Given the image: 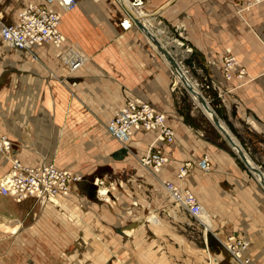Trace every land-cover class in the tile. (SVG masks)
<instances>
[{"label":"crops","instance_id":"crops-1","mask_svg":"<svg viewBox=\"0 0 264 264\" xmlns=\"http://www.w3.org/2000/svg\"><path fill=\"white\" fill-rule=\"evenodd\" d=\"M132 1L143 2L132 6L134 14L172 54L196 88L216 103L215 110L222 113H218L219 118L243 149L251 151L256 160H263L264 2L243 9L241 0ZM40 2L4 0L3 22L16 23L24 7ZM53 10L61 16L60 31L66 39L61 47L36 46L32 49L36 59L26 50L15 55L11 54L15 50L2 47L0 57L4 66L21 62L22 73L31 74L22 82V104L28 102L30 106L22 109L56 112L51 119L58 127H66L62 141L80 143L90 152L70 149L63 155L67 159L65 164H54L82 177L81 182L72 185L71 191L83 188L91 193L97 189L96 179L105 180L97 172L103 170L98 169L93 175L90 169L98 161L103 160L100 164H104L110 160L114 172L121 173L129 166L138 168L137 160L142 162L158 132L133 130L127 146L131 154L126 155L122 154L123 143L110 134L108 127L128 100H142L164 114L175 135L173 144H155L167 156V163L155 172L161 179L181 185L186 178L179 180L177 173L190 163L184 188L196 196L212 224L210 233L206 226L205 230L195 226L193 240L185 239V246L179 247L180 264H264L263 188L241 167L238 158L206 138L203 126L196 119L197 110L187 108L188 97L192 96L178 81L170 64L132 20L129 30L122 27L121 23L130 18L118 0H78L73 10L65 11L57 4ZM228 52L247 71L243 85L236 79L227 81L223 76V60ZM59 53L79 55L84 64L72 71L62 55L57 56ZM5 96L1 95L4 99ZM38 156L42 158V154ZM89 157L93 158L92 162ZM21 162L31 166L53 164ZM6 164L0 160L1 174ZM10 167L11 164L6 173ZM0 198L22 204L23 208L40 201L29 198L17 203L10 197ZM133 225L116 227L118 234L127 238L120 231ZM135 225L137 228L138 224ZM144 228L139 233L149 235L150 228L147 231ZM135 229L130 238L135 236ZM229 236L246 242L241 259L223 245ZM145 243L142 257L148 260L149 242ZM161 263L167 264L166 260Z\"/></svg>","mask_w":264,"mask_h":264},{"label":"rangeland","instance_id":"rangeland-1","mask_svg":"<svg viewBox=\"0 0 264 264\" xmlns=\"http://www.w3.org/2000/svg\"><path fill=\"white\" fill-rule=\"evenodd\" d=\"M2 47L15 50L11 54L22 55L18 53L21 50L9 47L0 34V48ZM4 51L8 53L7 49ZM28 52L34 59L37 58L31 50ZM60 55L62 54H57L58 57ZM2 60L0 57V160H5L7 164L3 174L0 171V179L13 160L63 165L67 162L63 155L70 149L78 148L90 154L80 143L62 141L66 127H58L56 121L51 119L55 118L56 112L22 109L30 106L28 102L22 104V82L31 74L22 73L21 62L4 66ZM2 94L6 95L5 99L1 97ZM188 98L187 108L194 107L197 110L196 119L203 126L206 138L238 158L194 98ZM216 113L218 116L222 114ZM3 138L10 142L8 152L2 149ZM56 138L59 141H53ZM129 141L123 143L126 155L130 152L127 147ZM246 153L251 156V151L246 149ZM39 154H42V158ZM92 160L89 157V161ZM251 160L264 172V159L256 160L251 156ZM101 161L96 162L90 173L94 175L98 169L103 170L97 173L105 179V185L111 190L108 195L111 198L107 200L106 197L99 196L97 189L89 193L86 189L74 188L67 194L74 197L72 212L62 213L58 219L52 218L54 214L47 215L48 203L45 201H33L23 208L22 204L0 198V264H162L161 261L164 260L167 264H180L179 247L185 246V239L193 240L196 225L204 230L206 227L196 224L165 191L164 183L172 181L161 179L153 168L143 165L140 159L137 160L138 168L129 166L121 173L114 172V166L109 164L110 160L104 164H100L104 162ZM238 162L246 170L239 158ZM97 164L100 165L96 168ZM88 166L82 169L89 168ZM186 179L181 185L172 183L184 188ZM107 188L105 189L108 191ZM191 220L193 224L190 223ZM17 222H22L24 226L16 235L11 230ZM124 224H134L124 226L120 231L124 235L125 229L131 228L132 234L124 235L127 238L119 235L116 229ZM135 224H138L137 228ZM147 227L151 230L149 235L147 232L139 233L143 228L148 229ZM134 229L136 232L133 237L139 239L129 237L133 235ZM146 241L149 242L148 260L142 257V252H145L142 247H145Z\"/></svg>","mask_w":264,"mask_h":264},{"label":"built area","instance_id":"built-area-1","mask_svg":"<svg viewBox=\"0 0 264 264\" xmlns=\"http://www.w3.org/2000/svg\"><path fill=\"white\" fill-rule=\"evenodd\" d=\"M3 1L0 0L1 37L9 47L26 51L44 44L61 47L66 39L60 31L61 16L53 10V6L57 4L64 10L70 11L75 9L78 4V0H41L40 3H31L24 7L19 12L16 23L5 24L3 23ZM241 1L244 3L243 9H250L264 2V0ZM135 3L136 1H134V5H141L143 2ZM121 25L124 30H129L132 26L131 19L125 20ZM62 58L72 71L79 70L84 64L79 55L62 54ZM223 76L227 81L236 79L241 85L246 79V69L239 65L231 52H228L224 57ZM108 129L110 134L122 143L127 142L126 140L135 129L157 131L156 140L142 158V163L154 170L167 163L164 150L155 144L159 142L173 144L175 141L174 131L166 124L164 114L150 104L141 100H128L115 113ZM2 146V149L8 152L10 142H6V138H3ZM190 167V163L183 165L177 173V178L184 180ZM81 181L80 175L60 169L54 164L31 166L19 160H13L9 171L0 179V196L10 197L17 203H22L29 198L47 201L69 194L72 185ZM94 183L97 187V194L101 187H107L102 179H97ZM164 187L182 209L192 218L197 219L200 224L206 226V220L204 221L202 218V206L192 191L187 188H180L172 182H165ZM108 189L111 191L110 188ZM223 245L237 259H241L247 247L246 242L236 236H229Z\"/></svg>","mask_w":264,"mask_h":264},{"label":"water","instance_id":"water-1","mask_svg":"<svg viewBox=\"0 0 264 264\" xmlns=\"http://www.w3.org/2000/svg\"><path fill=\"white\" fill-rule=\"evenodd\" d=\"M122 8L128 14L129 18L132 22L146 35V37L150 40L152 45L156 48L157 52L162 55L166 61L172 67L176 76L180 79L182 85L188 91V93L198 100V103L204 109V111L211 115L212 121L211 123L216 128V130L220 133L222 138L226 141L229 147L235 152L236 156L245 166V168L256 178L258 183L264 190V172L261 168H258L256 165L251 163V161L246 156L245 151L238 144L235 137L232 133L227 131V129L223 126L222 120L216 113L215 107L216 103L209 101L201 91H197L196 87L192 82L188 79V77L182 71L178 62L174 59L172 54L161 44V42L148 30V28L141 22V20L134 14L133 10L126 6L124 0H119ZM123 154H126V150L124 149Z\"/></svg>","mask_w":264,"mask_h":264},{"label":"bare ground","instance_id":"bare-ground-1","mask_svg":"<svg viewBox=\"0 0 264 264\" xmlns=\"http://www.w3.org/2000/svg\"><path fill=\"white\" fill-rule=\"evenodd\" d=\"M125 1V4H126V6H128L129 8H131L132 9V6H134V2L132 1V0H124ZM118 2H119V0H118ZM120 3V2H119ZM121 5V4H120ZM133 10V9H132ZM65 11H68V10H65ZM69 50V49H68ZM32 51V50H31ZM177 79H178V81L181 83V81H180V79L177 77ZM182 84V83H181ZM193 84V83H192ZM195 86V85H194ZM196 87V86H195ZM196 90L197 91H199L197 88H196ZM194 100H195V102L197 103V105L202 109V111L207 115V117L209 118V120L210 121H212V118H211V115L210 114H208V113H206L205 111H204V109L201 107V105L198 103V100L196 99V98H194ZM222 124H223V126L227 129V131L229 132V129H228V127H226L225 125H224V123L222 122ZM133 133V132H132ZM132 135V134H131ZM130 135V136H131ZM130 136H129V138H130ZM129 138L126 140L127 142H128V140H129ZM237 141V140H236ZM238 142V141H237ZM9 144V143H8ZM7 144V145H8ZM238 144L241 146V144L238 142ZM242 147V146H241ZM243 149V148H242ZM244 150V149H243ZM245 151V150H244ZM245 153H246V151H245ZM246 156L248 157V159L251 161V163H253L254 165H256L252 160H251V158L248 156V154L246 153ZM6 163V162H5ZM68 166V165H67ZM76 166V165H75ZM257 166V165H256ZM258 167V166H257ZM1 168H3V167H1ZM259 168V167H258ZM72 170V169H71ZM97 180V179H96ZM105 188H107V187H101L100 189H99V192H98V194H99V196H101V197H106L107 198V200L109 199V198H111V197H109L108 195H109V193H110V191H109V189H108V191L105 189ZM112 200V199H111ZM74 201V197H72L71 196V194L70 195H62V196H59V197H57V198H53V199H50V200H47V201H45V202H47L48 203V205H47V209H46V211H47V215H51V214H54V216L52 217V218H56V219H58V217L59 216H61V215H63L62 213H64V212H66V211H70V212H72V202ZM42 202H44V201H42ZM69 202V203H68ZM202 206V205H201ZM202 209H203V207H202ZM202 218L204 219V220H206L205 222H206V227H207V231L209 230V229H212V224H211V221H210V219H209V217H208V214H207V212H205L204 211V209H203V213H202ZM70 218H71V216H70ZM6 222V221H5ZM4 226V225H3ZM23 224H22V222H17L16 223V225H15V227H12V230H11V232H12V234H16L17 235V233H19L20 232V230L23 228ZM7 228V227H6ZM126 231H125V234L126 235H130V234H132V229L130 228V229H125ZM209 232V231H208ZM207 232V233H208ZM124 233V232H123ZM210 233V232H209ZM124 234V235H125Z\"/></svg>","mask_w":264,"mask_h":264}]
</instances>
